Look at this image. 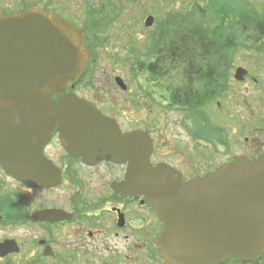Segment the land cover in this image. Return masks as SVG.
Segmentation results:
<instances>
[{
	"label": "flooded vegetation",
	"instance_id": "af4514ba",
	"mask_svg": "<svg viewBox=\"0 0 264 264\" xmlns=\"http://www.w3.org/2000/svg\"><path fill=\"white\" fill-rule=\"evenodd\" d=\"M236 1L226 0L222 8L230 12ZM35 8L81 30L88 58L66 93L74 92L92 103L121 133L140 131L150 137L152 166L164 163L174 168L183 182L214 171L236 156L258 159L264 155V53L253 54L256 60L250 68L247 62L239 63L232 47L233 52L218 55L216 64L221 67L212 68L211 51L207 46L203 53L204 43L196 40V67L181 69L176 63L165 69L164 56L170 52L159 38H151L154 43L140 68L132 64V75H120L115 68H98L96 44L104 40L94 35L101 25L87 20L90 5L86 10L83 6L81 18L61 5L53 6L52 0H0L1 14ZM197 19L202 21L200 16ZM231 26L239 29L238 23ZM234 32L228 33L235 36ZM239 67L246 70L241 79L235 77ZM183 83L188 86L182 88ZM156 104L182 114L176 122L185 136L182 145L190 150L182 156L188 162L183 171L179 163L158 153V135L150 129L153 107L160 108ZM177 144L173 150L178 153ZM214 153L224 159L212 163ZM42 154L44 161L39 164L27 154L8 157L0 164V264H173L165 261L155 244L163 227L155 208L144 194L122 187L127 164L84 161L64 148L56 129L44 142ZM7 168L22 173L16 175ZM35 168L48 169L44 180L37 181ZM207 264H264V250L246 261L230 258Z\"/></svg>",
	"mask_w": 264,
	"mask_h": 264
},
{
	"label": "water",
	"instance_id": "95a60500",
	"mask_svg": "<svg viewBox=\"0 0 264 264\" xmlns=\"http://www.w3.org/2000/svg\"><path fill=\"white\" fill-rule=\"evenodd\" d=\"M153 21L148 15L144 24ZM87 57L81 31L53 13L36 8L0 13V164L18 154L41 163L43 144L56 129L64 148L84 161L127 164L122 187L144 194L163 221L155 244L165 261L207 264L260 254L264 155L255 160L238 156L183 182L174 168L152 166L150 137L121 133L92 103L65 93ZM245 75L242 67L235 73L237 79ZM35 170L37 181L44 180L48 169Z\"/></svg>",
	"mask_w": 264,
	"mask_h": 264
},
{
	"label": "rangeland",
	"instance_id": "374dc122",
	"mask_svg": "<svg viewBox=\"0 0 264 264\" xmlns=\"http://www.w3.org/2000/svg\"><path fill=\"white\" fill-rule=\"evenodd\" d=\"M214 1L52 0V5H61L62 8L72 11L74 15L78 17L81 15V18L83 6L86 10L87 6L90 5L91 9L87 20H95L101 25L100 28L97 25L98 30L94 32V35L104 40L103 43L96 44L97 54H100L98 57L99 69L115 68L119 70L120 75L128 73L132 75L130 65L133 64L135 65L134 68H140L147 48H151L154 43L151 38H159L163 44L165 43L164 46L166 43L171 44L170 42L174 44V56L171 55L172 52L164 56L163 67L165 66V69L168 65L172 68L176 67V63L181 64V60L184 63L181 66H190L188 61L191 55H193V66H196L195 61L199 58L196 53L197 47L193 46H196L197 41H200V44L204 43L202 46L203 53L208 46L207 51H211L212 59H219L218 55L221 53L214 54L213 51L220 42L226 44L228 49L234 47L236 57L240 59L239 63L245 65L247 62L250 68H253L256 60V56L253 54L264 53V0H235L236 2L231 3L233 8L229 10L231 12L239 11L242 13V18L230 14L226 19H224L223 14L226 8H222L226 0H218L219 4ZM220 10L222 11L220 12ZM147 15L154 16L152 25L145 26L144 20ZM199 16L202 21L197 19ZM237 23L239 24L238 30H236V26H231ZM220 24L230 27L226 31L220 29L217 32L220 39L216 37L213 40V30L218 29L217 25ZM159 25L161 29L158 28ZM232 30L235 31L236 37L228 33ZM164 49L166 48L164 47ZM173 57L175 59H172ZM170 58L172 61L169 62ZM131 80L134 86V77L131 76ZM158 107L160 108L153 107L152 124L150 125L153 133L158 135V153H162V159L171 161L173 164L179 163L183 167L180 169L185 170L183 164L185 162L187 165L188 162L182 156L185 152L189 153L190 150L189 146L184 147V144L182 145L185 136L182 134V128H179L176 122V119L180 118L182 114L166 107L164 108L167 110L161 109V106ZM177 139H179V143ZM175 143H178V153L173 150ZM223 159L224 157L216 155V153L211 158L212 163Z\"/></svg>",
	"mask_w": 264,
	"mask_h": 264
},
{
	"label": "trees",
	"instance_id": "16d2710c",
	"mask_svg": "<svg viewBox=\"0 0 264 264\" xmlns=\"http://www.w3.org/2000/svg\"><path fill=\"white\" fill-rule=\"evenodd\" d=\"M216 1V3H218L219 4V2H218V0H215ZM214 1V2H215ZM213 2V3H214ZM222 10H220V12H221ZM192 14V13H191ZM191 14H190V17H192L191 16ZM224 19H226L227 18V15H229L230 16V14L231 15H233V16H239V18H242V13H240V12H226V11H224ZM189 17V18H190ZM217 27H218V29L217 28H215L214 30H213V34H212V39L213 40H215L216 39V37L217 38H219L220 39V36H219V34L217 33L220 29H225V31L227 30V28L228 27H226L225 25L224 26H221V24L220 25H217ZM197 28V27H196ZM198 29V28H197ZM171 44H169V43H166V46H165V50H167V52H172V53H175V50L173 49V46H174V44L172 43V42H170ZM164 45H165V43H164ZM170 45V46H169ZM171 48V49H170ZM226 49H228L227 47H226V44L224 45V43L223 42H220L219 44H218V46L214 49V51H213V53L215 54V53H224L225 51H227V52H233V48L232 49H228V50H226ZM192 57H193V55H191L190 56V60L188 61L189 63H190V66H188V65H183V66H181L182 64H184L183 62H181L180 61V68L181 69H189V68H193V67H196V66H193V62H192ZM180 58V57H179ZM172 59H175L174 57L172 58ZM172 59L170 58V60H169V62L170 61H172ZM165 61H166V59H165ZM219 61V59L218 58H213L212 59V68H220L221 66H219V65H217L216 63ZM168 62V63H169ZM188 63V64H189ZM195 63H196V65L199 63V61L198 60H196L195 61ZM170 66L168 65L167 66V68H169ZM164 68H165V66H164ZM172 68V67H171ZM170 68V69H171ZM182 76H183V74H182ZM215 77V76H214ZM188 86V83H186V84H182V88H186Z\"/></svg>",
	"mask_w": 264,
	"mask_h": 264
}]
</instances>
